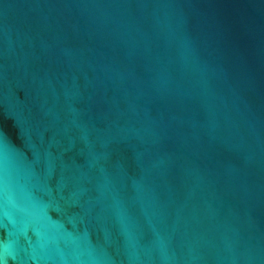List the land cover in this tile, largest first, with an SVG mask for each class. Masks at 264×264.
<instances>
[{
	"label": "water",
	"instance_id": "obj_1",
	"mask_svg": "<svg viewBox=\"0 0 264 264\" xmlns=\"http://www.w3.org/2000/svg\"><path fill=\"white\" fill-rule=\"evenodd\" d=\"M0 264H264V0H0Z\"/></svg>",
	"mask_w": 264,
	"mask_h": 264
}]
</instances>
